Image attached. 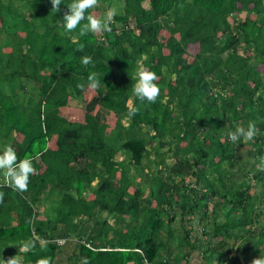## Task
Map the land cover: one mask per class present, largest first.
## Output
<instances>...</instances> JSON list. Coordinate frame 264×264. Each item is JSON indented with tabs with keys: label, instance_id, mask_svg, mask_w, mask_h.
Returning a JSON list of instances; mask_svg holds the SVG:
<instances>
[{
	"label": "trees",
	"instance_id": "trees-1",
	"mask_svg": "<svg viewBox=\"0 0 264 264\" xmlns=\"http://www.w3.org/2000/svg\"><path fill=\"white\" fill-rule=\"evenodd\" d=\"M109 1L89 12L99 17ZM62 2L53 13L50 0H0V76L9 87L0 91V144L38 173L26 192L0 187V264L15 255L20 264L264 257V0H121L110 32L83 36L64 29L72 0ZM84 56L93 63L82 66ZM141 65L159 78L155 103L133 95ZM90 73L96 90L87 88ZM87 94L114 116L112 128ZM72 99L81 113L60 115ZM250 121L252 141L227 139Z\"/></svg>",
	"mask_w": 264,
	"mask_h": 264
},
{
	"label": "clouds",
	"instance_id": "clouds-1",
	"mask_svg": "<svg viewBox=\"0 0 264 264\" xmlns=\"http://www.w3.org/2000/svg\"><path fill=\"white\" fill-rule=\"evenodd\" d=\"M51 11L53 13L60 11V5L62 0H50ZM99 6V0H72L67 5L68 11L63 15V27L67 32H74L78 27L80 29V35L102 34L103 32H110L112 30L111 24L114 17L117 15V9L115 7L109 8L104 14L103 18H99L89 12L90 9H95ZM86 13H88L86 15ZM82 21L86 23L82 24ZM82 51L83 49H78ZM92 58L90 56H84L81 58V64L84 67L92 64ZM137 79L133 85V95L142 103L147 101L149 103H155L160 96V87L157 83L158 76L155 72L143 67L138 68ZM87 88L89 90H96L99 87V80L95 73H90L88 78ZM78 88L85 89V84H78ZM138 112V108L135 106L130 107L127 118H131ZM258 129L254 122H249L247 127L236 126L234 130L227 133V139L237 144L241 140L244 143L252 141L257 135ZM0 173L3 175V183L0 187H10L14 191L20 193L28 190L30 177L33 174H38L36 168L33 166L31 158L25 157L24 159H18L15 149L9 144L6 145L0 154ZM4 193L0 192V203H3ZM36 241H26L19 248V252L31 251L35 247ZM239 248V247H237ZM4 264H20V259L17 255L10 257ZM38 264H48V261L42 260ZM82 264H88L86 258H82ZM251 264H264V257L259 256L251 261Z\"/></svg>",
	"mask_w": 264,
	"mask_h": 264
},
{
	"label": "rangeland",
	"instance_id": "rangeland-1",
	"mask_svg": "<svg viewBox=\"0 0 264 264\" xmlns=\"http://www.w3.org/2000/svg\"><path fill=\"white\" fill-rule=\"evenodd\" d=\"M113 7H115L116 9H117V15L120 13V9L122 8V2H121V0H112V1H109L108 2V5H107V9L105 10V11H103V12H100L98 15H99V18H103V16H104V14L107 12V10L109 9V8H113ZM242 18H243V14H242V16H241ZM189 51H190V55H193L194 53H195V51H196V49L194 48V47H191V48H189L188 49ZM189 60H191L190 58H189ZM259 69H260V71L264 74V65H259ZM0 81H1V76H0ZM2 82V81H1ZM2 83H5L4 81L2 82ZM9 83H11V84H16L17 85V83H18V80L17 79H15L14 78V81L11 79V77H9ZM0 91H2L4 94H9V87H8V84H3V87H2V84L0 83ZM15 89H16V87H15ZM24 94H25V92H24ZM27 94V93H26ZM27 96V100L31 97L30 95H26ZM90 96L87 94L86 95V97H85V102L88 104V106L87 107H92V104H90V98H89ZM22 101H25L24 99L22 100ZM70 109L71 110H69L68 108L67 109H64L63 111H65V114L66 113H69V114H72L73 115V113H81V108H83V106L81 105V103L79 102V101H77V100H74V99H72L71 101H70ZM100 106V105H99ZM104 121L107 123V124H110L112 127L114 126V120H112L110 117L108 118V117H104ZM124 124H125V122H124ZM153 144H155V142L153 141V142H151L149 145H148V147H151ZM0 147H2V146H0ZM136 180H138L137 178H136ZM187 181H189V179L187 180ZM130 190H132V188H130ZM193 261H196L195 260V253L193 254V259H192Z\"/></svg>",
	"mask_w": 264,
	"mask_h": 264
},
{
	"label": "crops",
	"instance_id": "crops-1",
	"mask_svg": "<svg viewBox=\"0 0 264 264\" xmlns=\"http://www.w3.org/2000/svg\"><path fill=\"white\" fill-rule=\"evenodd\" d=\"M10 51V48H5V49H3L2 50V52H4L5 54L6 53H8ZM86 96V95H85ZM27 98V96H25V99ZM89 98H91V97H89ZM71 101V100H70ZM70 101L68 102V105L66 106V107H64V108H61V109H59V114L60 115H63V114H65V111H63L64 109H69V110H71L70 109ZM87 102V101H86ZM88 106V105H87ZM89 109H91L93 112H94V115H98L99 117H100V119H101V123H106L105 121H104V117L106 116V117H110L112 120H114V122H115V118H114V116L110 113V112H107V111H105V110H103V109H100V107L98 106V105H94V106H92V107H90L89 106ZM91 111V112H92ZM107 124V123H106ZM108 126H109V128L108 129H110V128H112V126L110 125V124H107ZM107 129V130H108ZM11 137H13V139H14V141L15 142H20L21 140H22V135H18L16 132H12V134H11ZM52 144V143H51ZM0 146H2V147H0V152H2L3 151V149H4V145H2V144H0ZM90 197V196H89ZM91 200V199H90ZM58 243L59 244H62L63 243V240L62 239H60L59 241H58ZM87 245V244H86Z\"/></svg>",
	"mask_w": 264,
	"mask_h": 264
}]
</instances>
